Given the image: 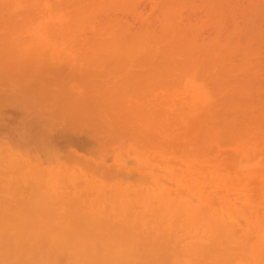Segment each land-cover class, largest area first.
<instances>
[{"label": "bare ground", "instance_id": "obj_1", "mask_svg": "<svg viewBox=\"0 0 264 264\" xmlns=\"http://www.w3.org/2000/svg\"><path fill=\"white\" fill-rule=\"evenodd\" d=\"M262 17L264 0H0V264H264ZM86 101L148 135L141 169L92 156Z\"/></svg>", "mask_w": 264, "mask_h": 264}, {"label": "rangeland", "instance_id": "obj_2", "mask_svg": "<svg viewBox=\"0 0 264 264\" xmlns=\"http://www.w3.org/2000/svg\"><path fill=\"white\" fill-rule=\"evenodd\" d=\"M247 10H248V9H247ZM249 10H250L249 12H251L252 9H249ZM253 12H254V10H253ZM255 12H257V11H255ZM255 17H256V16H255ZM249 18H250V17H249ZM258 18H259V16H258ZM258 18H257V20H258ZM262 18H264V17H262ZM251 19H252V18H251ZM253 19H254V16H253ZM247 20H248V18H247ZM257 20H256L255 22L258 23ZM259 20H261V19H259ZM263 21H264V20H263ZM263 21H262V22H263ZM251 22H252V21H251ZM263 23H264V22H263ZM247 24H248V23H247ZM251 24H252V23H251ZM254 24H255V23H254ZM248 25H250V23H249ZM256 25H257V24H255V28H256ZM263 25H264V24H263ZM250 26H251V25H250ZM250 26H248V27H250ZM259 26H260V24H259ZM261 28L263 29L264 27H261ZM247 29H248V28H247ZM256 30H258V28H257ZM262 32H264V31H262ZM262 35H264V34H262ZM262 40L264 41L263 36H262ZM261 42H262V41H261ZM262 43H264V42H262ZM259 44H261V43H258V45H259ZM258 45H256V46H258ZM251 46H252V45H251ZM262 46H263V44H262ZM262 46H260V47L262 48ZM261 48H258V50H259V49L261 50ZM254 50H256V49H254ZM250 52H251V51H250ZM255 54H256V53H255ZM255 54H253V55H251V56H254ZM262 54H263V51L261 52V55H262ZM257 55H258V54H256V56H257ZM261 55H260V57H261V59H263L262 56H264V55H262V56H261ZM254 57H255V56H254ZM256 58H258V57H256ZM254 59H255V58H254ZM255 60L257 61V59H255ZM258 61H260V63L262 62V61L259 60V59H258ZM251 63H252V61H251ZM255 63H256V62H255ZM255 63H254V64H255ZM258 63H259V62H258ZM260 63H259V64H260ZM262 63H263V64H262ZM262 63H261V64L264 66V59H263V62H262ZM254 64H253V65H254ZM262 65H259V67H260V68L262 67L261 69H262V71H263V68H264V67H263ZM254 66H255V65H254ZM254 66H252V67H254ZM255 68H256V67H254V68L252 69V71H253ZM256 69H257V70H256ZM256 69H255L256 72L254 71V73H255V76H256V78H257V77H259V75H261V73L259 74V70H261V69H259V68H256ZM258 69H259V70H258ZM260 72H261V71H260ZM254 73H253V75H254ZM256 73H258V76L256 75ZM263 73H264V71L262 72V74H263ZM248 74H252V72L250 71V73H248ZM253 75H251V76H253ZM263 75H264V74H263ZM263 75L261 76L262 78H263ZM249 76H250V75H248V77H249ZM248 77H247V78H248ZM252 78H253V77H252ZM252 78L249 77V80L251 81ZM259 78H260V77H259ZM259 78H258V80L260 81L262 78H260V79H259ZM258 80H255V78H253L252 81H258ZM263 80H264V78H263ZM261 81H262V80H261ZM261 81H260V82H261ZM262 82H263V81H262ZM113 89L116 90V88H113ZM62 90H63V89H62ZM107 90H108V89H107ZM107 90H106V91H107ZM63 91H64V90H63ZM63 91H62V92H63ZM66 91H67V88H66ZM67 92H68V91H67ZM108 93H109V91H108ZM114 93H115V92H114ZM87 94L91 96V93L89 94V93L87 92ZM105 94H106V93H105ZM68 95H69V96L72 95V97H69V96L67 97V96H66L67 99L69 100V99H72V98H73V95H74V94H68ZM113 95H114V94H113ZM74 96H75V95H74ZM106 97H107V96H105V95H104V97H103V98L106 99V100L104 99L105 101H101V102H100V100H98V98H96L97 101H95V102H97V103H101V104H103V103L105 102V104H107L106 102L108 101V99L110 100L111 97H109V96H108L109 98H108V97L106 98ZM113 97H114V96H113ZM113 97H112V98H113ZM115 97H116V96H115ZM115 97H114L112 100L108 101V102L111 103V101H112L114 104H116V102H115V101H116V100H115L116 98H115ZM74 98H75V97H74ZM74 98H73V100L75 101V103H76V102H79L78 100H77V101L75 100L76 98H75V99H74ZM61 99L63 100V98H61ZM64 99H65V98H64ZM77 99H80V102H79V103H81V98H77ZM92 99H93V97H92ZM62 100H60V101H62ZM73 100H72V101H73ZM60 101L58 102V99H57V103H60V105H61L60 107H62V104H63L64 101L62 102V104H61ZM74 101H73V102L69 101V103H68L69 106H72V105L74 104L71 108L68 107L67 105H66V106L63 105V106H64L63 108L67 107V108H66V109H67V112H72V113H73V110L78 109V108H76L75 106H78V105H79V106H78V107H79L78 110H80V109H81L80 104H79V103H76V104H75ZM89 102H91V99H90ZM89 102L86 101V103H87V105H86V106H87V109H86V110H87V111L89 110V113L86 112V111L84 110L85 112H83V115H82V116H84V115H85L84 113H86V115H88V114H89V115H92L91 117L89 116L90 118H88V120H90L91 123H92V122H96V121H98V119H99V122H100V123L97 122V124L99 123V124H98V126H99V130H98V127H96L97 125H95L94 123H92V127H91L90 125H88V124H90V122H89L87 119H86L85 122H82V123H81V126H80V127H81V128H84V129L86 130V131H85L86 134H88L89 136H90V134H91V137H90V138H88L86 135H83V137H82L81 134H83V130H84V129L82 130V132H79L77 129L74 130L75 128H77L76 126H79V125H77V124H76L75 127H73V128H74V129H73L74 132H73V131H70V130H72V126L75 125L73 122L75 121V119H77V117H79V116L81 115L82 112L79 113V111H78L79 115L75 113V114H76V115H75L76 118L73 117V114H74V113H73V114H72V117H73L74 119L72 120V118L68 117L69 114L66 113V112H64L65 110L63 109V110H64L63 112L66 113V114L62 115V116H63V119H65V120L63 121V119L60 118V119L63 121V122L60 123V125H61L62 128H63V127H66V128H67V135H69V136H74V137H77V138H84V139L87 137V138L85 139V140H87V141H85V142H89V144L91 143V144L93 145V147H95V150H94V148H93V149L91 150L92 152H90V150H89V148H90V147H89V144H88V143H83V144H82V142H79V143H77V142H73L71 146H68V148L70 147L71 150L74 149L73 151H75V152H77V153H80L81 155H84L85 157H86V156H89V154L92 153V156L96 157L97 159L99 158L100 161L103 162L101 166H103V165L106 166V167L110 166L108 163H112L113 161L116 160V155H117V156L120 155V156H119L120 161H123L122 163L120 162V163H121L120 165H123V166H130V164H131V166H140V167H138V168L141 169L143 165H141L140 162L137 163V162L135 161L136 157L132 154V151H133V150H135V151L138 150V151H139V150H146V149H148L149 146H150L151 143H152V141H149L150 139L147 138L148 135H147L146 133H145L146 137H144L145 135H143V137L145 138V140H144V139L139 140V138H140L141 136L138 135V136H139V137H138V136L136 135V134H138V132H137V133H136V132H133V133L131 132L132 135L129 136V134H131V133H130L129 131L127 132V129L125 130V128H124V131H125V132H123V128H122V127H119V128H118L119 125L116 124V125H117V126H116L115 123L112 122L111 117L113 116V114L111 115V117H110L109 115H107V114H104L105 111H104V109L101 107V104H99V105H94V104L90 103V105H92L91 108H90V106H88V105H89V104H88ZM117 102H118V104H119L121 101L119 102V101H118V98H117ZM57 103H56V104H57ZM72 103H73V104H72ZM110 103H109V104H110ZM122 103H123V102H122ZM53 104H55V103H53ZM65 104H66V102H65ZM77 104H78V105H77ZM111 104H112V103H111ZM114 104H113V107L111 106L110 109H112V108L114 109V107H115ZM57 105H58V104H57ZM120 105H121V104H119V106H120ZM81 106H82V103H81ZM102 106H104V107H105V110H106V107H107V106L104 105V104H103ZM116 106H118V105L116 104ZM125 106H126V109L123 108L124 105H123V106L121 105L120 108L117 107V108H119L118 110H117V109H115V110L112 109V113H114V114L116 115V113L113 112V111H116L117 114H118V113L120 112L119 110L122 108L121 112H122L123 110H124V112L127 110V112H126L127 115H128V114L130 115V112L128 111V110H129V109H128V106H127L126 104H125ZM58 107H59V106H58ZM60 107H59V108H60ZM73 107H74V108H73ZM88 107L92 110L93 113L91 112V110H90ZM55 108H56V107H55ZM68 108H69V109H73V110H72V111H71V110L68 111V110H69ZM82 108H83V106H82ZM115 108H116V107H115ZM61 109H62V108H61ZM83 109H84V108H83ZM110 109L108 108V112H109ZM76 111H77V110H76ZM82 111H83V110H82ZM94 112H95V113H94ZM102 112H103V114H102ZM61 113H62V112H61ZM91 113H92V114H91ZM96 113H97V114H96ZM105 113H106V112H105ZM110 113H111V111H110ZM62 114H63V113H62ZM93 114H94V115H93ZM77 115H78V116H77ZM86 115H85V117H87ZM105 115H106V117H105ZM127 115H124V116L127 118V117H128ZM93 116H94L96 119H93V120H92V118H94ZM96 116L99 117V118H97ZM119 116H121V115H118L117 119L114 120V121L118 122V121H119V119H118ZM124 116H123V117H120V120H122V119L124 118ZM126 118L124 119L125 121H126ZM82 119H84V118H82ZM82 119H81V116H80V118H79L78 120L81 122ZM109 119H110V120H109ZM113 119H115V118H113ZM131 119H132V118H131ZM137 119H139V121L137 120V121L135 122V121L131 120V126H129V130L132 129V126H133V124H135V123H136V126H137V127H136L135 125L133 126V128L136 127V128L134 129V131L138 128V125H139V124H140V126H141V122H140L141 120H140V118H138V116H137ZM78 120H77V121H78ZM94 120H95V121H94ZM100 120H101L102 122H101ZM66 121H67V123H68L69 125L72 124V123H73V125L68 126V124L66 123ZM69 121H70V122H69ZM79 121H78V122H79ZM82 121H83V120H82ZM87 121H88L89 123H88ZM128 121H130V120H128V118H127V121H126V122H128ZM132 121H133L134 123H132ZM126 122H125V123H126ZM75 123H76V122H75ZM102 123H103V125H102ZM118 123H120V121H119ZM104 124H105V125H104ZM120 125H121V123H120ZM127 125H128V124H127ZM93 126H94V127H93ZM80 127H79V128H80ZM124 127H126V126H124ZM101 128H102V129H101ZM106 128H107V129H106ZM120 128H122V129H120ZM140 128H142V126H141ZM68 130H69V131H68ZM79 130H80V129H79ZM139 130H140V129H139ZM142 130H143V128H142ZM142 130H141V131H142ZM76 131H78V132H76ZM80 131H81V130H80ZM87 131H89V132L87 133ZM104 131H105L106 133H105ZM131 131H133V130H131ZM75 132L77 133V135H76ZM108 132H109V134H108ZM73 133H74V135H72ZM78 133H80V134H78ZM89 133H90V134H89ZM103 133H104V134H103ZM126 133H127V134H126ZM134 133H135V134H134ZM84 134H85V133H84ZM107 134H108V135H107ZM113 134H114V135H113ZM139 134H140V133H139ZM142 134H144V132H143ZM92 135H93V136H92ZM112 135H113V138H114V139H112V140H114V141H112V140H110V141H112L111 144L114 143V145L111 146V144H110V146L108 145L109 147H106V148H103V149H102L101 147H102V146L104 147V146H106V145L108 144V143L106 142V140H107L108 138H109V139L112 138V137H111ZM126 135H127L128 137H131V138H133L134 135H135V137L133 138V140H132V139H127V138H126ZM249 135H250V136H249ZM80 136H81V137H80ZM84 136H86V137H84ZM105 136H106V137H105ZM115 136H116V138H115ZM117 136H118V137H117ZM150 136H151V134H150ZM95 137H96L97 139H96ZM247 137H248L247 139L250 140V141H248V142H249V143H252V142H251V141H252L251 139H253V137L251 136V132H250V133L248 132ZM125 138H126V139H125ZM146 138H147L148 140H147ZM152 138H153V137H152ZM88 139H89V140H88ZM90 139H91V140H90ZM92 139H93V140L95 139V142H96L97 145H99L100 143H102V146H101V147H98ZM53 140H54V141H52V142H53V146H56V145H57V141H56L55 138H54ZM137 140H138V145L136 144ZM151 140H152V139H151ZM261 140H262V139H261ZM103 141H104V142H103ZM107 141H108V140H107ZM110 141H109V143H110ZM139 141H140V142H139ZM141 141H142V142H141ZM147 141H148V142H147ZM257 141H260V140L257 138V139L255 140V142H257ZM93 142H94V143H93ZM98 142H99V143H98ZM105 142H106V144H104ZM150 142H151V143H150ZM263 142H264V141H262V145H263L262 147H264ZM63 143H64V142H61L59 145H62V146H63ZM134 143H135L136 145H134ZM142 143H143V144H142ZM80 144H81V145H80ZM123 144H124V145H123ZM59 145H58V146H59ZM82 145H83V146H82ZM86 145H87V146H86ZM92 145H91V146H92ZM100 145H101V144H100ZM122 145H123V146H122ZM144 145H145V146H144ZM62 146H59V148H61ZM81 146H82V147H81ZM96 146H97V147H96ZM114 146H115V148H112L111 151H110V147H114ZM117 146H119L120 148L117 147ZM125 146H126V148H125ZM127 146H128V147H127ZM140 146H141V147H140ZM71 147H72V148H71ZM83 147H85V148H83ZM87 147H89V148H87ZM137 147H139V148H137ZM64 148L66 149V147H64ZM68 148H67V149H68ZM86 148H87V150H86ZM108 148H109V150H107ZM121 148L123 149V151H121ZM141 148H143V149H141ZM101 149H102V150H101ZM105 149L108 151L107 153H106V150H105ZM124 149H128V150H127L126 152H124ZM88 150H89V151H88ZM129 150L131 151L130 153H129ZM62 151H65V150L62 149ZM66 151H68V150H66ZM69 151H70V150H69ZM96 151H97V152H96ZM109 151H110V152H109ZM89 152H90V153H89ZM110 154H111V155H110ZM7 155H8V154H7ZM121 155H123V156H121ZM99 156H100V157H99ZM124 156H125V157H124ZM11 157H13V156L11 155ZM104 157H105V158H104ZM96 158H95V159H96ZM106 158H107V159H106ZM80 159H81V157H80ZM99 159H98V160H99ZM83 160H84V159H83ZM132 160H133V161H132ZM30 161H32V164H33V162H35V159H32V160H30ZM81 161H82V160H80V162H81ZM129 161H130L131 163H129ZM77 162H78V161H77ZM124 162H125V163L127 162V164H125ZM81 163H82V162H81ZM105 163H106V165H105ZM107 164H108V166H107ZM139 164H140V165H139ZM107 170H108V169H107ZM129 171H130V170H129ZM151 171L153 172L152 169H151ZM131 172H132V170H131L129 173H131ZM129 173H128V172L126 173V170H125V175H124V177L127 178L128 176H131V175H129ZM134 174H135V173L133 172V176H134ZM127 179H130V177H128ZM0 185H1V184H0ZM114 201H116V199H115V200L113 199V203H114ZM116 203H117V201H116ZM106 208H107V207H106ZM106 210H108V212L110 211V213H112L111 215H114V213H116V212H112L111 209H110L109 207H108ZM121 212H122V211H121ZM118 215H121V214L119 213Z\"/></svg>", "mask_w": 264, "mask_h": 264}]
</instances>
